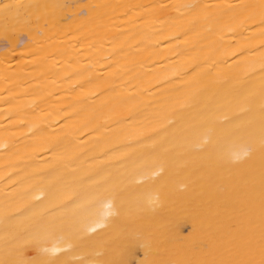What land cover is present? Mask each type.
I'll return each instance as SVG.
<instances>
[{"label":"bare ground","instance_id":"obj_1","mask_svg":"<svg viewBox=\"0 0 264 264\" xmlns=\"http://www.w3.org/2000/svg\"><path fill=\"white\" fill-rule=\"evenodd\" d=\"M0 264H264V0H0Z\"/></svg>","mask_w":264,"mask_h":264}]
</instances>
